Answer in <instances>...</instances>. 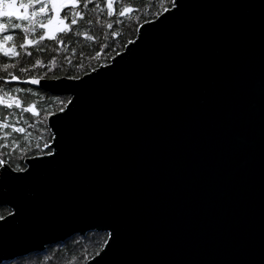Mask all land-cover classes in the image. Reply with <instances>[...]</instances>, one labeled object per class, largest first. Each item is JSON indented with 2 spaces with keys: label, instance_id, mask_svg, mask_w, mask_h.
Returning <instances> with one entry per match:
<instances>
[{
  "label": "water",
  "instance_id": "water-1",
  "mask_svg": "<svg viewBox=\"0 0 264 264\" xmlns=\"http://www.w3.org/2000/svg\"><path fill=\"white\" fill-rule=\"evenodd\" d=\"M178 5L80 76L56 160L0 183L20 205L0 195V247L20 257L103 221L113 236L85 264H264V0Z\"/></svg>",
  "mask_w": 264,
  "mask_h": 264
},
{
  "label": "snow or ice",
  "instance_id": "snow-or-ice-1",
  "mask_svg": "<svg viewBox=\"0 0 264 264\" xmlns=\"http://www.w3.org/2000/svg\"><path fill=\"white\" fill-rule=\"evenodd\" d=\"M165 0H159L161 7L154 13H152L153 19L161 17V13L168 11L163 5ZM167 3L171 8L182 6L178 5V0H167ZM84 8H92L97 13L95 17V23H99L101 20V14L106 13L105 27L113 28L118 24H121L125 17H131V14L136 11L131 3L125 2V0H0V60L3 61H17L27 58L31 60V57L35 53L43 54L47 51L45 48H40L39 44L42 41H47L49 44L55 43L56 45H62L63 40H68L73 36V30L80 27L81 21H86L89 29L94 24L93 19H89V12L84 11ZM157 22H160L157 20ZM119 33L112 31L110 35L116 37ZM18 35H22V42L17 45L15 40ZM76 37L85 36L88 41L95 39L94 36L88 35L84 31H77ZM33 37V38H30ZM29 47L32 49L28 51ZM100 48H104V45H98ZM111 47V45H109ZM59 51V47L55 49ZM75 51V49H73ZM96 56L100 55V52L95 53ZM55 60V57H52ZM66 59V58H65ZM92 59V57H89ZM111 60V57H108ZM51 63V61H49ZM38 66H42L41 59L37 58L34 62L28 63L27 67L17 66L15 63L4 62L0 64V68L7 70L13 68L20 74H25L29 69H35ZM113 66L115 64L113 63ZM77 68L82 67L77 64ZM94 71V70H92ZM45 78L49 82L43 83V88H48L56 92L70 93L68 96L69 102H75L79 100L81 86L85 83L80 76H47L45 72L41 71L38 75H28L27 80L32 85L41 84V78ZM21 77L8 73L0 80L7 82L8 80L17 81ZM75 81V82H72ZM5 87H9L6 83L0 84V106H2L5 113L8 109H21L22 101L18 96L11 94L10 91H4ZM16 93L25 91L24 88H15L13 90ZM31 91V89H27ZM64 103V107L57 109L60 116H54V123L52 127L48 129L50 138L46 143H38L36 145V156H47L46 160H36L32 162V167H36L39 163H53L56 158L63 151L64 142V121L74 113V109L69 106L68 102ZM65 108L68 110L65 111ZM38 111L35 102L27 103L26 107H23L24 113H31L35 115ZM45 117L54 115L53 113H45ZM16 122L9 123V115L5 114L3 118H0V136L4 139V143L0 147L7 148L9 146L8 137L12 133L25 132V128L20 126L19 119ZM8 129L10 131H5ZM54 129V130H53ZM25 140L28 137H24ZM19 140H12L11 147L17 148ZM50 149V150H48ZM48 150V151H45ZM0 183H7L11 185L17 181L24 179L29 173L25 172V168L19 164L15 168H10L8 162L5 159H0ZM14 173H24V176L15 175ZM0 195L7 198L9 204L15 205L18 208L19 203L12 197L10 191L5 189ZM3 201H0L2 203ZM15 209H13L14 211ZM12 212L5 210L4 215H0V221H5L6 217L11 218ZM96 228H108L112 231L107 232L106 235L113 236L115 225L105 223L103 221H97L94 225ZM0 227H3L0 226ZM109 244L108 240H104L100 243L99 248L105 250L104 245ZM114 247V245L112 244ZM10 246L4 245L0 247V264H18L16 254L9 251ZM101 252H99L100 254ZM75 259V258H73ZM85 259L88 256L85 255Z\"/></svg>",
  "mask_w": 264,
  "mask_h": 264
},
{
  "label": "trees",
  "instance_id": "trees-1",
  "mask_svg": "<svg viewBox=\"0 0 264 264\" xmlns=\"http://www.w3.org/2000/svg\"><path fill=\"white\" fill-rule=\"evenodd\" d=\"M131 3L134 9H137L131 14V17H125L121 24L113 28L105 27L106 13L101 14L99 23H95L97 13L92 8H84L83 10L89 12V19L94 20L91 30L86 21L80 22V27L73 30V36L68 40H63L62 45L55 43L49 44L47 41H42L39 44L40 48L47 49L43 54L35 53L31 60L24 58L17 61H3L15 63L17 66L27 67L28 63L34 62L39 58L42 61V66L35 69H29L25 74L18 73L17 70L9 68L7 72L0 68V77L11 73L19 75L21 78L17 82L0 80V84L6 83L9 87H5L4 91H10L11 94L18 96L22 101V106L26 107L27 103L35 102L38 111L35 115L31 113H24L23 107L21 109H8L7 113L0 106V118L5 114L9 115V123L16 122L19 119L20 126L25 128V132L12 133L8 137L9 146L7 148L0 147V159H5L11 168H15L17 164L24 168V159L36 156L38 150L36 145L38 143H46L50 138L47 125V117L45 113H54L58 108L64 107V103L68 101V95L65 94H51L49 91L42 90L36 86L28 83H23L28 75H38L41 71L45 72L47 76H81L99 65H104L109 62L108 57H113L120 52L130 40H133L138 26L148 20H152V13L156 12L161 5L159 0H125ZM164 8H169L170 5L165 0ZM77 31H84L88 35L95 37L94 40L88 41L85 36L76 37ZM117 31L119 34L112 37L110 33ZM33 38V37H30ZM22 42V35H18L15 43L19 45ZM104 45V48L98 45ZM111 45V47H109ZM59 47V51L55 49ZM75 49V51H73ZM32 49L29 47L28 51ZM100 52L99 56L95 53ZM55 57V60L52 57ZM92 57V59H89ZM66 58V59H65ZM51 61V63H49ZM79 64L82 67L77 68ZM43 78V77H42ZM15 88H24L25 91L16 93ZM31 89V91H27ZM5 131H10L4 129ZM24 137H28L27 140ZM12 140H19L17 148L11 147ZM4 143V139L0 136V145ZM50 150V149H48ZM45 150V151H48ZM9 211L7 206L0 205V215H4L5 210ZM107 235L105 231H89L84 235H72L62 242L46 245L43 249L29 252L23 256L17 257L18 264H85V262L99 252V245L106 240ZM85 255L88 259H85ZM75 258V259H73Z\"/></svg>",
  "mask_w": 264,
  "mask_h": 264
}]
</instances>
